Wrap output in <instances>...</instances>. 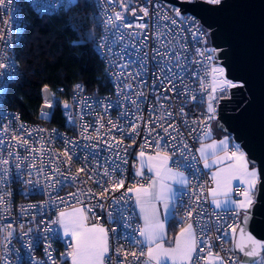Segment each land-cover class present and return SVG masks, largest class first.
<instances>
[{
	"label": "snow or ice",
	"instance_id": "1",
	"mask_svg": "<svg viewBox=\"0 0 264 264\" xmlns=\"http://www.w3.org/2000/svg\"><path fill=\"white\" fill-rule=\"evenodd\" d=\"M189 4H195L196 0H184ZM210 5H220L222 0H206ZM13 0H0V10L11 7ZM107 4L108 8L104 5ZM147 4L151 5V12L149 7L141 6L139 12L142 16H137V10L132 9L130 17L125 16L128 12L129 0H96L92 6L98 7L103 13L104 19V40L102 43L96 44V47L106 49L102 51L105 60L109 62V80L113 83L115 90L119 93V99L114 104H105L103 101L97 104L107 112L109 108H120L121 104L125 105L121 109V118L127 119L130 112L128 105L134 106L137 113H142L141 107L145 102L150 103L145 96L142 89L150 87L152 89V96L159 100L161 98L168 99L169 97L164 93L175 92L177 96L187 95L185 99V106L189 100L196 101L197 94L189 87L184 86L178 88L177 81L183 82L186 76H189L193 64L198 66L195 73H192L200 80V88L203 90L199 93L198 103L203 106L207 105L206 113L201 119L193 120L191 128L192 132H197L196 140L201 142V147L197 149L199 155L193 154L189 144L183 140L179 129L174 125L163 127L162 121L171 119L172 114L168 113L162 104L159 105L162 113L160 119L154 123L161 124L163 132L170 139L165 140L163 147L160 141L164 140L163 136L158 133L155 134L154 143L157 147L155 155H146V152L141 146L139 151V168L135 171L134 176L144 178V170L147 169L152 175L148 178V183L144 184L140 181L134 182L131 186L125 189V179L116 178L115 172L120 171L123 176V170L116 165L111 170L104 166L102 175L108 179L109 187H104L101 180L95 182L102 188L99 193H92L90 190L84 192L70 193L69 198L79 199L81 195L86 194L89 199L94 195H98L100 200L95 205L88 207L73 208L71 211L62 210L59 215L46 223L43 228L38 224L35 227H29L27 232H22V236L32 239V245L35 246V238L31 237L32 233H37L38 239L44 242L51 238H56V232L51 229V225H60L62 228V238H70L68 243V250L63 254L66 258H70L71 264H122V262H113L110 253L109 244V229L100 224L90 223L89 213H92V219H100L96 216L93 208L99 207L105 211V204L102 202L108 193L121 192L117 199L114 195L111 197L112 204L109 207H115L120 211L119 219L123 221L121 227L130 229L123 237L130 246L140 248L139 254L132 251L128 252L124 249H115L116 255L122 254L124 257L123 264H127V259L131 256L133 262H140L141 257H145L142 264H213L217 261L218 264H227L223 257H213L212 255V237L208 235L209 232L215 230L220 231L222 228L230 229V233L225 231V238H234L239 228L240 241L236 247L242 252L244 259L237 258L233 264H264V243L255 239L246 232V226L249 219L248 210L253 203L252 191L257 183L258 173L255 170L249 169V163L245 152L241 149L240 144L231 143L228 136L220 140L219 143L213 140L211 130V121L217 119V109L219 102L229 95V90L237 87H242V84L234 83L228 80L225 75V68L220 66L219 50L216 48H209L207 46V37L210 35L207 28L200 24L199 20L190 14L182 13L180 7L176 5H169L167 3L147 0ZM39 11L49 12L61 6V4L53 5L52 3H43L35 5ZM74 6L73 0L64 3L63 7L70 8ZM112 7H120L121 11L114 15L110 9ZM170 13V14H169ZM147 19V22H141ZM7 31V30H6ZM151 37V43L149 38ZM88 41L94 40V33L87 34ZM80 44H85L86 41L81 39ZM191 44V52H189V45ZM203 45V47H200ZM0 49L7 50V41H0ZM150 49V51H149ZM109 57L111 58L109 60ZM5 64L0 63V69H4ZM201 70L205 72V76L201 78ZM208 76L211 77L210 81ZM151 79L152 84L148 81ZM135 84V88L133 87ZM77 90L82 88L81 85L76 86ZM48 89L45 87L44 92ZM159 93V95H158ZM75 103L79 104L77 100ZM63 108L71 112V106L67 102H63ZM45 108L51 109L52 104L47 100ZM155 111V109H153ZM49 112H44L45 117L49 116ZM179 115L184 117L183 108L179 110ZM71 120L72 117H66ZM143 119L142 114L136 116L137 121ZM151 122V121H150ZM187 127L188 121L184 120ZM202 125V126H201ZM85 132L82 133L84 139L92 140L93 137L87 133V125H82ZM118 132L127 133L128 138L135 143L136 137L139 136L138 125L132 123L129 125L131 131L121 127L115 123L111 124ZM3 125H0V129ZM169 128L172 129L169 132ZM21 129L24 126L21 125ZM40 131V130H37ZM223 131V129H221ZM148 135H153L152 128L147 129ZM146 143L148 136L144 137ZM67 145H74V141L64 138ZM213 140L212 143H204V141ZM23 144L27 146V140H22ZM49 143L51 141L49 140ZM101 143L107 145L109 151L117 160H123L126 164L127 146H123L122 140L110 142L101 138ZM10 147V146H9ZM96 144L92 145L95 149ZM172 149V155L177 159L172 161L168 149ZM71 155L69 148H66L62 155L65 158L64 162L71 164L73 155H76V147H71ZM15 158L17 163L15 165L18 175L16 180L23 182L25 186H35L40 183L39 177L32 179V171L28 170L27 179H22L24 176L23 165L19 162L21 157L18 154L9 152V157L5 158L0 152V185L9 184L8 179L10 175V160ZM59 156L56 157L59 160ZM78 160H83L85 164L89 163L87 157H80ZM170 161L172 163L170 164ZM181 161L184 163L182 164ZM203 161L204 169H215L211 171L212 183L214 187H207L206 183H199L197 174L200 169L198 164ZM195 162V163H193ZM97 165H94L91 171V177L95 178L97 175ZM30 169H36L37 173L42 171L38 169L35 164L30 166ZM59 172V167L55 169ZM185 171H189L190 175H185ZM77 173H85V168L77 169ZM87 174V173H86ZM77 180V176H72L71 180L62 184V187ZM240 180L247 185V190L242 192L243 199L236 201L232 198L230 193L233 189V182ZM51 181V183H50ZM53 175L45 176V186L53 187L55 184H60ZM174 186H179L174 188ZM207 192L211 196L210 203L215 206L214 210L209 213L202 206L203 201L207 202ZM131 194V195H129ZM10 195V193H8ZM188 197L187 209L185 214L180 219L179 235L174 238L171 246H165V237L167 235L165 228V221L176 218V208L185 203L183 197ZM130 201H134V207L138 208V216L142 218V226L136 228L132 227L133 216H125L127 205ZM60 203H64V198H60ZM0 206L6 207L7 201L4 196H0ZM32 207H37L33 205ZM225 212H233L236 217H239L240 210L244 212L243 219L240 224H227L223 217L216 210ZM23 212V209H22ZM195 213V228L193 225V214ZM206 217H214V220H208ZM107 218L113 219L112 212H107ZM34 219V217H33ZM116 222V221H114ZM26 226L20 224L19 228L22 230ZM111 231L115 232V229ZM0 233V247L10 244V240L14 235V230L4 229ZM138 233V235H137ZM42 234V235H41ZM142 238V239H141ZM219 239V237H217ZM204 245L205 247H200ZM200 248L198 252L197 249ZM205 248L207 254H205ZM45 256L49 258V264H55L51 253L54 249L50 244H47L45 249ZM5 264H7V256H5ZM40 264V262H37Z\"/></svg>",
	"mask_w": 264,
	"mask_h": 264
},
{
	"label": "built area",
	"instance_id": "2",
	"mask_svg": "<svg viewBox=\"0 0 264 264\" xmlns=\"http://www.w3.org/2000/svg\"><path fill=\"white\" fill-rule=\"evenodd\" d=\"M90 1L92 5L96 3V0ZM200 1L206 2V0ZM49 2L53 5L61 4V6L52 11L43 13L39 11L38 7L34 6V4L39 5ZM68 2L69 0H13L10 9L5 8L0 10V41H7V50L4 51L0 49V63L5 64V68L0 69V125H3V128L0 129V152L3 153L5 158L9 157L10 151L18 154L19 157H21L19 162L23 165V171L25 173L22 179H27L26 173L28 170H31L32 179H37L38 175L40 181V183L35 186L34 191L32 190L31 185L26 187L23 182H18L16 180L18 173L15 168L17 161L14 157L10 160V175L8 179L11 182L9 184L0 185V196H4V199L7 201L6 207L0 206V233L6 235V233H4V229L6 228L8 230H14V235L10 240V244L0 247V264H5V256H7V264H37V262H40V264H49V258L45 256L44 251L47 244H50L51 248L54 249L51 256L54 258L55 264L64 259L65 256L63 254L68 250V243L66 238H62V228L60 225H51V229L56 232V238L53 239L49 237V239L44 242H41L40 239L36 238L38 235L37 233H32L31 237L35 238L34 247L31 246L32 239L22 236V232H27L29 227H35L38 224L43 228L46 223L55 219L62 210L95 205L97 201L100 200L98 195H94L89 199V197L84 194L77 200L75 198H69V194L78 191L83 193L86 189L90 190L92 193L101 192L102 188L95 182L97 179L103 182L104 187H109L108 179L102 175L104 166L109 167V170H111L116 165H119V168L123 170L124 175L122 176L120 171H116L114 175L116 178L125 179V189L137 181L146 184L148 181L147 178L144 177L143 180H141L140 177L134 176L135 171L139 167L138 154L141 150V146H143V150L146 154H156L157 147L154 140L155 134L157 133L164 137V140L160 141L162 147L165 140H169L170 143L169 137L163 132V127H168L171 124L178 128L182 134L183 140L189 144L193 154L197 156L199 155L197 149L200 148L201 142L196 140L197 132L191 131V128L194 127L192 121L202 118L203 114L206 113L207 105L204 104L201 106L198 103L199 93L203 90L200 88V80L192 74L195 73L198 68L196 64L192 65L189 76H186L182 83L180 81L176 82L178 88L187 86L197 94L196 101L189 100L186 106L184 101L187 99V95L177 96L175 92L164 93V95L169 98H161L158 103L157 99L152 96V89L147 86L144 87L142 91H144L145 96L150 103L145 102L141 105L143 109L142 113H137L134 106L128 105L127 108L130 115L127 119L121 118V109H123L125 105L121 104L119 109L111 107L105 112L97 104L99 101H103L106 105L114 104L119 99V93L115 90L113 83L109 80V62L105 60V57L102 54V51H106V49L96 47V44L102 43L104 40L103 13L100 12L98 7L93 6L99 22V33L94 38L92 46L104 62L105 74L110 83L109 90L104 93H90L87 91L86 86L81 82H76L70 90H67L63 85L57 86L54 91H51L52 108L48 111L50 113L49 116L47 118L42 117V112H44V110H42L41 117L43 119L50 118L53 113V107L55 105H60L64 117L63 128L51 126L40 121L26 120L18 110L5 106L9 86L16 80L19 71V62L17 59L18 46L22 42L28 26L25 8H31L39 14L51 15L69 9L63 7V4ZM76 2L77 0H73V4ZM157 2L174 5L165 0H153V3ZM100 3H103V0H100ZM141 6L149 7L150 12L152 10L151 5L147 4V0H129L128 12L125 13V16L131 18L130 12L132 9L137 10V16H142V13L139 12ZM104 7L108 8V5L105 4ZM110 11L114 15L116 12H120L121 8L112 7ZM141 22L146 23L147 19L145 18V20ZM209 40L210 43L208 47L213 48L210 35L207 37V44ZM149 43H151V37L149 38ZM200 47H203V45ZM189 52H191V44L189 45ZM110 59L111 58L109 57V60ZM200 75L201 78H203L205 72L201 70ZM210 79L211 77L208 76L209 81ZM148 83L149 85L152 84L151 79H149ZM77 85H81L82 88L77 90ZM133 87L135 88V84H133ZM226 98H231V89L229 90V95L223 99ZM77 100L80 101L79 104L75 103ZM47 101L49 102V100ZM63 102H67L71 106V112L63 108ZM219 103H221V101ZM160 104L163 105L168 113L172 114L171 119L165 118L162 121L163 127L161 124L154 123V121L160 119L162 115L159 108ZM181 108H183L185 113L184 117L179 115V110ZM153 109H155V111H153ZM141 114L143 119L137 121L136 116ZM218 114L219 107L217 109V116ZM69 116L72 117L71 120L66 119V117ZM185 119L188 121L187 127L184 124ZM215 121L216 120L210 122L211 130H213ZM112 123L126 128L128 133L131 131L129 125L136 123L138 125L139 136L136 137L135 143H133L132 139L128 138L127 133H121L115 128H112ZM21 125L24 126L23 130L21 129ZM82 125L88 126L87 133L93 137L92 140L84 139L82 133L85 132V129ZM149 126L153 131V135L151 136H149L147 132ZM171 131L172 129L169 128V132ZM145 136H148L147 143L144 139ZM113 137L115 138V141L122 140L123 146H127L128 150L125 157L127 160L126 164L123 160H117L113 151H109L107 145L101 143V138L112 142ZM64 138L74 141L75 144L71 146L67 145ZM22 140H27V146L23 144ZM49 140L51 143H49ZM93 144L97 145L95 149L92 148ZM71 147H76V155H73L72 162L68 165L64 162L65 158L62 153L66 148H69V154L71 155ZM168 152L172 157V161H175L177 157L172 155V149L170 147ZM77 155L80 157L86 156L89 163L85 164L83 160H78ZM57 156L60 157L59 160L56 159ZM172 161H170V164ZM181 163L183 164L184 162L181 161ZM32 164H35L37 168L42 169V171L37 173L36 169H30ZM94 165L99 166L96 169L97 175L95 178H90V169H92ZM57 167H59L58 173L55 171ZM81 167L85 168V173L78 174L77 169ZM198 167L200 169L197 174L198 182L206 183L207 187H214L211 178V170L203 168V161H200ZM46 175L55 176L57 180L61 181V183L55 184L53 187L45 186ZM74 175L77 176V180L74 184L69 183L67 186L62 187V184L67 183V181L71 180V177ZM185 175H190V172L185 171ZM123 191L124 189L121 190V192ZM121 192L108 193L102 201L105 204L106 210L102 211L99 207H94L93 211L96 216L100 217V219H92V213H89V222L100 224L109 229V255L113 262L119 261L123 264V255H116L114 252L115 249H124L128 252L135 251L137 254H139L141 249L135 246H130L123 238L130 229L120 226L123 224V221L119 219L120 211L115 209L114 206L109 207L112 204L111 197L114 195L118 199ZM242 192L243 188L240 186H235L233 189L234 196H240L242 195ZM254 192L252 193L254 194ZM8 193H10V195H8ZM205 195H207V202L202 199V206L211 213L215 206L210 203L211 196L208 195L207 192ZM60 198H64V203H60ZM183 200L185 203L181 206H177L175 213V219L179 227H181L180 219L187 209L188 197L184 196ZM33 205L37 207H32ZM108 211L112 212L113 219L107 218ZM216 211L220 213L227 224L236 223L240 225L241 217L243 215L241 212L239 217H236L234 220L233 217L235 216V213L225 212L218 209ZM124 215L134 217L132 221L133 228L142 226L134 207V201L129 202L127 205V211L124 212ZM206 219L214 220L215 218L206 217ZM20 224H24L26 227L21 230L19 228ZM193 225L195 228V213L193 214ZM112 229H115L116 231L113 232L111 231ZM225 231L230 233L231 230L228 228H222L220 231L213 230L208 233V235L212 237V255L213 257H223L227 264H233V261L238 258L237 253L234 250V239L225 238ZM217 237H219V239H217ZM60 245H62L61 255H59ZM200 247L205 246L200 245ZM197 251L199 252L200 248H198ZM205 254H207L206 248ZM144 259L145 257H141L140 262H133L131 256H129L127 264H142ZM213 264H218V262Z\"/></svg>",
	"mask_w": 264,
	"mask_h": 264
},
{
	"label": "water",
	"instance_id": "3",
	"mask_svg": "<svg viewBox=\"0 0 264 264\" xmlns=\"http://www.w3.org/2000/svg\"><path fill=\"white\" fill-rule=\"evenodd\" d=\"M165 1L195 16L209 30L227 78L243 85L231 89V98L219 103L216 126L240 144L258 173L246 232L264 243V0H222L220 5L200 0L195 4ZM239 241L238 228L233 244L237 257L243 260L236 247Z\"/></svg>",
	"mask_w": 264,
	"mask_h": 264
},
{
	"label": "trees",
	"instance_id": "4",
	"mask_svg": "<svg viewBox=\"0 0 264 264\" xmlns=\"http://www.w3.org/2000/svg\"><path fill=\"white\" fill-rule=\"evenodd\" d=\"M25 13L28 26L18 46L19 71L9 86L5 106L18 110L26 120L63 128L60 105L53 107L50 118L41 117L45 87L54 91L63 85L70 90L81 82L90 93H104L110 88L104 62L87 38L88 33H94V38L98 35L99 22L90 0H77L56 14L43 15L28 7ZM81 39L86 43L80 44Z\"/></svg>",
	"mask_w": 264,
	"mask_h": 264
},
{
	"label": "crops",
	"instance_id": "5",
	"mask_svg": "<svg viewBox=\"0 0 264 264\" xmlns=\"http://www.w3.org/2000/svg\"><path fill=\"white\" fill-rule=\"evenodd\" d=\"M212 134H213V140L215 141V142H217V143H219V141L220 140H222V139H224L225 138V136H227V135H225V134H219V133H217V132H215V130L213 129L212 130ZM229 137V136H228ZM229 139H230V142L231 143H234L232 140H231V138L229 137ZM213 140H208V141H204V143H212L213 142ZM201 147V146H200ZM146 155H155L154 153H149V154H146ZM249 163V162H248ZM139 168V167H138ZM137 168V169H138ZM249 169L250 170H255V169H253V168H251V166L249 165ZM211 171H215V169H212ZM256 171V170H255ZM152 174L151 173H149L148 171H147V169H145L144 170V177L145 178H149L150 176H151ZM257 181H258V176H257ZM147 183H148V181H147ZM146 183V184H147ZM257 184V183H256ZM215 186V185H214ZM235 186H240V187H242L243 188V191H245V190H247V185L246 184H244V183H242L240 180H236V181H234L233 182V189L235 188ZM179 186H174V188H178ZM255 187H256V185H255ZM233 189H232V192L230 193V195L232 196V198L234 199V200H236V201H239V200H242L243 199V196L242 195H240V196H234L233 195ZM254 190H255V188L253 189V191L252 192H254ZM252 196H254V194L252 193ZM212 199V198H211ZM136 209V211H137V214H138V212H139V210H138V208H135ZM72 209H69V210H67V211H71ZM240 212L242 213V214H244V212L242 211V210H240ZM139 217V216H138ZM139 219H140V221H141V223H143V221H142V218H140L139 217ZM175 223V224H174ZM178 228V230L177 231H174L175 230V228ZM165 228H166V232H167V235H166V237H165V246L166 247H168V246H171L172 244H173V241H174V238L176 237V236H178L179 235V231H180V227H179V225H178V223L175 221V220H173V219H171V218H169V220H167V221H165ZM66 240H67V243H69V242H71L70 241V238H66ZM217 261H213V263H216ZM57 264H71V261H70V258H64V259H62V260H60V262H58Z\"/></svg>",
	"mask_w": 264,
	"mask_h": 264
},
{
	"label": "rangeland",
	"instance_id": "6",
	"mask_svg": "<svg viewBox=\"0 0 264 264\" xmlns=\"http://www.w3.org/2000/svg\"><path fill=\"white\" fill-rule=\"evenodd\" d=\"M209 43H210V40H209V42H208V44H207V46H209ZM52 95H51V91L50 90H48L47 92H44V97H45V99L46 100H49V103H51V99H52V97H51ZM46 102V101H45ZM52 104V103H51ZM42 110H44V112H48L50 109H46L45 108V103H44V105H43V107H42ZM214 127H213V129L215 130V132H217V133H219V134H222V132L217 128V126H216V121L214 122V125H213ZM231 140L233 141V139L231 138ZM234 142V141H233ZM235 143V142H234ZM247 157V156H246ZM248 160V159H247ZM249 165L251 166V168H253V169H255V167L254 166H252L250 163H249ZM256 170V169H255ZM234 239V238H233Z\"/></svg>",
	"mask_w": 264,
	"mask_h": 264
}]
</instances>
